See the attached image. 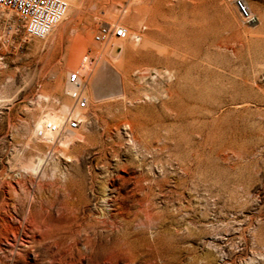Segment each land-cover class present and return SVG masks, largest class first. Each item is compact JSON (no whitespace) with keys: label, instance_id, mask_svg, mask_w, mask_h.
I'll return each instance as SVG.
<instances>
[{"label":"rangeland","instance_id":"rangeland-1","mask_svg":"<svg viewBox=\"0 0 264 264\" xmlns=\"http://www.w3.org/2000/svg\"><path fill=\"white\" fill-rule=\"evenodd\" d=\"M245 2L253 25L233 0H74L0 50V264H264V0ZM103 25L127 37L95 43ZM49 114L79 128L40 138Z\"/></svg>","mask_w":264,"mask_h":264},{"label":"built area","instance_id":"built-area-1","mask_svg":"<svg viewBox=\"0 0 264 264\" xmlns=\"http://www.w3.org/2000/svg\"><path fill=\"white\" fill-rule=\"evenodd\" d=\"M233 4L243 23H257L258 19L250 12L245 0H233ZM67 7L64 0H0V50L9 48L13 52L20 51L26 41L46 38L62 19ZM126 37V28L103 25L94 35V42L105 43L112 38ZM78 79L77 73H71V83H76ZM74 100L77 109L87 108V98L81 92L75 95ZM79 125L78 119L69 115L61 125L44 121L42 129H37L36 133L43 138L45 130L57 137L65 130L79 128Z\"/></svg>","mask_w":264,"mask_h":264},{"label":"bare ground","instance_id":"bare-ground-1","mask_svg":"<svg viewBox=\"0 0 264 264\" xmlns=\"http://www.w3.org/2000/svg\"><path fill=\"white\" fill-rule=\"evenodd\" d=\"M65 2H66V4H67V10H66V13L64 14V16L62 17V19L60 20V21H66V20H68V16L70 15V13L72 12V9H73V4H74V0H64ZM250 8V7H249ZM59 21V22H60ZM58 24V23H57ZM56 24V25H57ZM55 25V26H56ZM55 26L53 27V28H55ZM137 33V32H136ZM137 45V44H136ZM124 55V54H123ZM70 75L71 74H69L68 75V82H66V84H63V90H64V92H65V94L67 95V96H74V95H76L81 89V87L82 86H80V80L78 79V82L75 84V83H71L70 82V80H69V78H70ZM64 82V81H63ZM96 84H97V81L96 80H92V81H90V83H89V85L91 86V87H96ZM117 89H118V87H117ZM100 90V89H99ZM100 92V91H99ZM117 92V91H116ZM119 92V91H118ZM124 93V92H123ZM121 94V93H120ZM98 95V94H97ZM116 96V95H115ZM97 98L96 99H98V98H100L99 96H96ZM104 97V96H103ZM66 119V118H65ZM134 120V119H133ZM44 121H49V122H52V123H54V124H56V125H61L63 122H64V117L62 116V115H48V116H46L45 117V120H43V121H39V124H37V129H42V127H43V122ZM126 121V120H125ZM133 123V122H132ZM125 124H127V123H125ZM129 124V123H128ZM134 128V127H133ZM44 131V133H45V137H44V139H47L48 141H50V140H52L53 139V135L52 134H50L49 132H47V131H45V130H43ZM69 133V132H68ZM72 135V133H70L69 134V136H71ZM72 137V136H71ZM41 165V162H39V164H38V166L37 167H35L36 169L37 168H39V166ZM28 167V166H27ZM34 169V168H33ZM35 170V169H34ZM148 209V208H147ZM147 213V212H146ZM150 213V212H149ZM145 215H147V214H145ZM150 215V214H149ZM149 217V216H148ZM79 228V227H78ZM78 231V230H77ZM92 241V240H91ZM78 242V241H77ZM84 243V242H83ZM86 246V245H85ZM92 246V245H91ZM80 247V246H79ZM87 247V246H86ZM74 248H75V246H74ZM88 248V247H87ZM91 250H90V255L89 256H87L86 257V259H87V263L88 264H111V260H123V259H127V258H129V263L130 262H133L132 261V259H130V256L129 255H126V254H121V255H115V254H109V255H106V256H104L103 257V259L100 261V262H98V261H94V254L96 253H94L93 252V249L92 248H90ZM75 250V249H74ZM87 250V249H86ZM98 250V249H97ZM69 251V250H68ZM71 251V250H70ZM78 251V250H77ZM72 252V251H71ZM76 253V252H75ZM79 253V252H78ZM84 254V253H83ZM106 254V253H105ZM128 254V253H127ZM78 256V255H77ZM76 256V257H77ZM96 256V255H95ZM134 259V258H133ZM127 264V263H126Z\"/></svg>","mask_w":264,"mask_h":264}]
</instances>
